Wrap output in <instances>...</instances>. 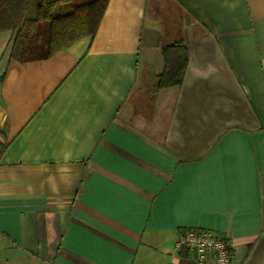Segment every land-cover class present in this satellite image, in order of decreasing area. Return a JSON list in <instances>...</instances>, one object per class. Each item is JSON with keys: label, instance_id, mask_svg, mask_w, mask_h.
Wrapping results in <instances>:
<instances>
[{"label": "crops", "instance_id": "0c3cea01", "mask_svg": "<svg viewBox=\"0 0 264 264\" xmlns=\"http://www.w3.org/2000/svg\"><path fill=\"white\" fill-rule=\"evenodd\" d=\"M15 35L0 31V264H195L174 253L188 228L264 264V0H108L93 36L27 60ZM179 38L181 85L151 92Z\"/></svg>", "mask_w": 264, "mask_h": 264}, {"label": "trees", "instance_id": "16d2710c", "mask_svg": "<svg viewBox=\"0 0 264 264\" xmlns=\"http://www.w3.org/2000/svg\"><path fill=\"white\" fill-rule=\"evenodd\" d=\"M108 0H40L36 17L26 15L29 0H0V31L16 30L11 57L27 60L31 54L28 40L43 23L47 30L45 54L50 55L70 45L75 39L90 35L97 30ZM162 71L156 84L150 89L180 86L187 67L189 54L182 38L161 47Z\"/></svg>", "mask_w": 264, "mask_h": 264}, {"label": "built area", "instance_id": "2783aa9c", "mask_svg": "<svg viewBox=\"0 0 264 264\" xmlns=\"http://www.w3.org/2000/svg\"><path fill=\"white\" fill-rule=\"evenodd\" d=\"M185 250L195 264H233L231 248L225 239L215 231L208 229L188 228L183 230L174 247V253Z\"/></svg>", "mask_w": 264, "mask_h": 264}, {"label": "rangeland", "instance_id": "374dc122", "mask_svg": "<svg viewBox=\"0 0 264 264\" xmlns=\"http://www.w3.org/2000/svg\"><path fill=\"white\" fill-rule=\"evenodd\" d=\"M30 4H31V11L33 13L35 6L37 4V0H31ZM34 36H37L38 38L35 37V38H30L28 40V45H29L28 51L34 55L42 54L43 52H45L46 49V42H47L46 26L40 24L39 29L38 31H36Z\"/></svg>", "mask_w": 264, "mask_h": 264}]
</instances>
